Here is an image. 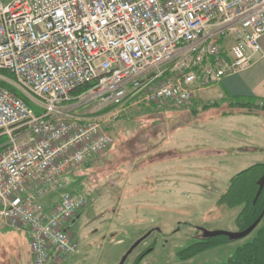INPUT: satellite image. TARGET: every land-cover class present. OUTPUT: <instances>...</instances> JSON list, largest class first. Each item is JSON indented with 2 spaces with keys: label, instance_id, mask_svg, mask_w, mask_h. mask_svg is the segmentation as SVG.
<instances>
[{
  "label": "built area",
  "instance_id": "obj_1",
  "mask_svg": "<svg viewBox=\"0 0 264 264\" xmlns=\"http://www.w3.org/2000/svg\"><path fill=\"white\" fill-rule=\"evenodd\" d=\"M263 36L264 0H0V69L40 111L0 85V226L27 228L33 264L76 254L87 197L41 199L110 149L112 120L190 105L252 68ZM83 87L77 97L108 111L79 114L69 102Z\"/></svg>",
  "mask_w": 264,
  "mask_h": 264
},
{
  "label": "rangeland",
  "instance_id": "obj_2",
  "mask_svg": "<svg viewBox=\"0 0 264 264\" xmlns=\"http://www.w3.org/2000/svg\"><path fill=\"white\" fill-rule=\"evenodd\" d=\"M0 79L7 80L3 76ZM75 98L69 104L80 102L79 114L92 116L103 113L99 112L96 101L88 102L83 96ZM213 101L216 99L211 95L197 93L190 105L184 108H141L120 115L109 123L114 135L112 149L93 158L89 165L83 164L80 170L66 175L63 187L41 199V203L50 205L66 190H76L88 199L85 210L71 227L79 241V250L61 264H118L132 244L148 232L151 235L130 254L125 264H135L138 255L154 239H158L155 251L140 264H223L239 246L251 239L252 235H248L233 240L186 261L175 255L199 239L200 227L239 231L235 218L240 208L218 207L215 202L239 171L264 163V152H261L264 150V135H247L245 141H251L250 146L260 149L248 158L238 157L236 162V155L248 151L247 144L235 147L230 126L213 124L216 132H200V135H206V142L212 141L211 146L206 143L209 148L205 153H218L214 152L218 150L210 149L223 147L221 150L226 151V155L212 159L192 158L185 164H175L172 172L171 165L159 166L164 171L163 178L169 177L168 187L163 189L159 188L152 173H145L142 183L135 180L140 168L142 172L150 170L145 169L144 164L149 158H140V150L149 153L155 149L150 154L159 155L171 138L185 142L193 139L199 133L195 128L203 127L210 118L220 114L218 109L199 110L201 105ZM230 120L224 119L231 123ZM252 124L264 130V115L263 118L252 119ZM156 147L161 148L157 150ZM185 175H189L188 182L181 181ZM26 229L24 226L0 227V264H29L26 245L30 238Z\"/></svg>",
  "mask_w": 264,
  "mask_h": 264
},
{
  "label": "trees",
  "instance_id": "obj_3",
  "mask_svg": "<svg viewBox=\"0 0 264 264\" xmlns=\"http://www.w3.org/2000/svg\"><path fill=\"white\" fill-rule=\"evenodd\" d=\"M0 76L14 80V76L7 70L0 69ZM0 85L8 88L17 96L24 99L35 112L39 113V109L33 102L18 88L10 82L0 79ZM87 87L80 88L73 93L77 97L86 91ZM199 108L202 109H218L221 116H232L238 114L258 115L264 112V101L253 97H231L227 95L222 100H216L205 103ZM107 111V110H105ZM103 111V112H105ZM7 141L5 136H0V146ZM93 159L87 161L89 165ZM83 166H79L73 172L80 170ZM70 172L69 174H71ZM264 173V163H256L234 175L227 185L226 189L217 198L215 205L227 209L240 208V212L235 218V223L239 231L247 229L262 214L263 217L255 229L249 234L251 239L239 246L235 253L223 264H264V189L260 196L254 202L259 190V180ZM68 175V174H67ZM226 235H218L209 238H201L185 249L177 253V257L181 260H190L202 252L209 249L219 247L231 242ZM147 255V251L139 254L135 264H140Z\"/></svg>",
  "mask_w": 264,
  "mask_h": 264
},
{
  "label": "crops",
  "instance_id": "obj_4",
  "mask_svg": "<svg viewBox=\"0 0 264 264\" xmlns=\"http://www.w3.org/2000/svg\"><path fill=\"white\" fill-rule=\"evenodd\" d=\"M261 45H262V51H263V57H261L257 63L250 68L249 70H246L244 72L238 73V74H230L224 77L220 82L198 92L199 95L202 93H205L207 95H211L216 100H222L227 97V95L231 97H253L258 100L264 101V36L262 37L261 40ZM147 109H153V108H147ZM264 112L258 115H245V114H238V115H232V116H221L220 114H217V117L210 118L209 121L205 123L203 127L195 128L197 132H199L197 135L193 136V139L191 140H176V139H169L168 140V145L163 146V152H161L159 155H151L155 149H153L150 154L148 153L147 150H145V153H143L140 150V158H149L146 164L145 169H150L146 170V172H142V169L140 168L139 171H137V176L135 177V180H139V183H142L144 180V174L145 173H152L155 179H157V184L159 185V188L163 189L164 187H168V178H163V173L159 166L162 165H171L170 166V171H173V166L175 164H185L187 160H190L192 158H202L206 157L208 159H212L213 157H221L223 155H226V151L221 150L223 147L220 148H214L210 150H218L214 152L218 153H205L206 148H209L212 145V141L209 143L206 142L205 136L200 135V132L204 133L205 130L211 132L215 131V129L212 128L213 124H218L222 126L223 124L230 126V131L233 132V143L235 147H242L243 143L247 144L248 146V151L244 153H238L239 155L235 156V161L237 162L238 157L241 158H248L252 156V153L257 152L260 148L250 146L249 143L251 141H245V137L247 135L251 134L254 137L258 135H264V130L261 129L260 127H254L252 124V119H260L263 118ZM230 118V122H225L224 119ZM216 119H219L218 121ZM205 134V133H204ZM184 139V138H181ZM185 143V144H184ZM192 143V145H191ZM165 144V142L163 143ZM161 147H156L158 150ZM193 148L191 151H188V149ZM110 148L108 152L111 150ZM221 150V151H219ZM221 152V153H220ZM261 152H264V150H261ZM151 155V156H150ZM142 160V159H141ZM143 169V170H145ZM240 172V171H239ZM135 174V175H136ZM186 177H182L181 181L183 180L187 181L189 178V175H185ZM196 176V175H195ZM170 182V181H169ZM188 182V181H187ZM138 187V186H137ZM154 194L151 195L153 197ZM7 224H2L0 227H3ZM27 230V229H26ZM28 232V230H27ZM29 234V233H28ZM30 238V237H29ZM26 254H27V260L29 264H33L32 261V255L31 251L29 248V241L26 245Z\"/></svg>",
  "mask_w": 264,
  "mask_h": 264
},
{
  "label": "water",
  "instance_id": "obj_5",
  "mask_svg": "<svg viewBox=\"0 0 264 264\" xmlns=\"http://www.w3.org/2000/svg\"><path fill=\"white\" fill-rule=\"evenodd\" d=\"M264 189V173L262 175V177L259 180V190L257 192L256 198L254 200V202H256L257 198L260 196L262 190ZM263 217V214L251 225L249 226L247 229L242 230V231H226V230H208L206 228H202L203 230V236L206 238L209 237H214V236H218V235H226L228 236L231 240H239L242 239L246 236H248L254 229L255 227L259 224V222L261 221ZM78 218H76L73 223L76 222ZM72 223V225H73ZM151 233L148 232L147 234H145L144 236H142L141 238H139L138 240H136L134 242V244H132V246L128 249V251L123 255L122 259L120 260V262L118 264H125L126 260L128 259V257L130 256V254L140 245V243L146 239Z\"/></svg>",
  "mask_w": 264,
  "mask_h": 264
},
{
  "label": "flooded vegetation",
  "instance_id": "obj_6",
  "mask_svg": "<svg viewBox=\"0 0 264 264\" xmlns=\"http://www.w3.org/2000/svg\"><path fill=\"white\" fill-rule=\"evenodd\" d=\"M157 231H161V230L157 228ZM150 235H151V234H150ZM150 235H149V236H150ZM149 236H148V237H149ZM148 237H147V238H148ZM198 237H199V239H201L202 237L205 238V237L203 236V230H202V227H200V230L198 231ZM199 239H198V240H199ZM145 240H146V239H144V240L140 243V245H141ZM157 244H158V239H154V242H153V243H152V244H151V245L145 250V251H147V255H146L145 257H147L149 254H151L152 252L155 251V249H156V247H157ZM140 245H139V246H140ZM148 249H149V250H148ZM142 253H143V252H142ZM140 254H141V253H140ZM175 255H176V257H177V253H176ZM145 257H144V258H145ZM144 258H143V260H144ZM177 258H178V257H177ZM178 259H179V258H178ZM143 260H142V261H143ZM179 260H181V259H179ZM135 261H136V260H135ZM142 261H141V262H142ZM181 261H186V260H181Z\"/></svg>",
  "mask_w": 264,
  "mask_h": 264
}]
</instances>
